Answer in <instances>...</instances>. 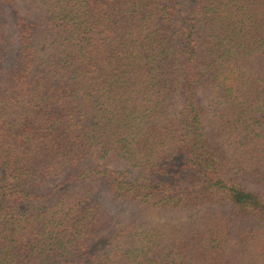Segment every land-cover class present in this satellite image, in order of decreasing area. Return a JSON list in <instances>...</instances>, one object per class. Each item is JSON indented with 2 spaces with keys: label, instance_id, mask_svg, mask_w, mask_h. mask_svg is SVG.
Instances as JSON below:
<instances>
[{
  "label": "trees",
  "instance_id": "obj_1",
  "mask_svg": "<svg viewBox=\"0 0 264 264\" xmlns=\"http://www.w3.org/2000/svg\"><path fill=\"white\" fill-rule=\"evenodd\" d=\"M22 1L0 264H264V0ZM152 210L196 214L137 230Z\"/></svg>",
  "mask_w": 264,
  "mask_h": 264
},
{
  "label": "rangeland",
  "instance_id": "obj_2",
  "mask_svg": "<svg viewBox=\"0 0 264 264\" xmlns=\"http://www.w3.org/2000/svg\"><path fill=\"white\" fill-rule=\"evenodd\" d=\"M20 4L23 3L22 0H17ZM129 211H126V214H128ZM196 213H191V212H184V213H178V214H174V213H163L161 211H157V210H152L151 212H149L145 217H143L142 219H140L136 225V229H142L145 227H148L150 225H152L155 222H160V221H169V222H178L181 220H185V219H189L192 216H194ZM127 215H123L122 219L126 218ZM123 219V220H124Z\"/></svg>",
  "mask_w": 264,
  "mask_h": 264
}]
</instances>
